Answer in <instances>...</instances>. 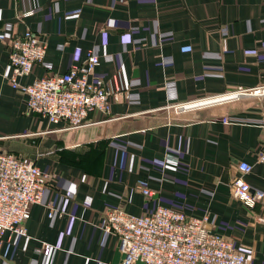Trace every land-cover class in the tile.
Masks as SVG:
<instances>
[{"label": "crops", "instance_id": "0c3cea01", "mask_svg": "<svg viewBox=\"0 0 264 264\" xmlns=\"http://www.w3.org/2000/svg\"><path fill=\"white\" fill-rule=\"evenodd\" d=\"M27 30L45 40L46 54L23 84L64 73L92 53L99 58L93 77L120 73L127 100L69 131L28 111L26 97L7 83V46ZM262 84L264 0H0V152L48 176L27 237L6 234L0 264H114L119 242L103 230L107 211L144 216L158 205L198 217L208 211L214 233L248 264H264L261 209L230 193L240 162L253 166L242 179L264 192V165L256 162L264 98L219 99L175 115L167 108ZM142 188L159 194L147 201Z\"/></svg>", "mask_w": 264, "mask_h": 264}, {"label": "built area", "instance_id": "2783aa9c", "mask_svg": "<svg viewBox=\"0 0 264 264\" xmlns=\"http://www.w3.org/2000/svg\"><path fill=\"white\" fill-rule=\"evenodd\" d=\"M34 12L26 11L23 16ZM7 47L11 70L7 83L26 97L28 111L46 119L58 131L88 125L93 112L108 116L113 103L128 98L120 73L108 80L93 77L99 58L92 53L80 65H73L64 73L46 75L31 84H23L21 80L30 76L33 67L43 61L46 42L40 35L27 30L12 38ZM231 93H235L234 97L222 102L243 96L264 97V85ZM191 102L167 108L189 111L192 108L185 110V107L192 105ZM222 122L228 121L223 119ZM258 128L262 140L256 162L264 165V111ZM174 159L167 157L169 161ZM237 169L240 176L230 183L231 196L249 209L259 206L261 215L256 221L264 223V192L252 191L242 179L251 173L253 166L240 162ZM47 182L48 176L32 161L0 152V248L6 234L27 237L25 224L31 206L41 202ZM141 193L147 201L159 194L148 188H142ZM53 215V211L48 214L49 217ZM62 216L58 213V217ZM103 230L118 239V252L124 255L118 264H248L241 249L212 231L208 211L198 217L158 205L147 215L134 216L119 208L109 209ZM50 250L49 245H44L40 253L47 256Z\"/></svg>", "mask_w": 264, "mask_h": 264}, {"label": "bare ground", "instance_id": "6f19581e", "mask_svg": "<svg viewBox=\"0 0 264 264\" xmlns=\"http://www.w3.org/2000/svg\"><path fill=\"white\" fill-rule=\"evenodd\" d=\"M235 93H231V94H226V95H222V96H213V97H207L205 99H197L193 102H191L192 105H189L187 107H185V110L189 109V108H196V109H200L203 106H208V105H212L215 104L219 99H228L231 97H234Z\"/></svg>", "mask_w": 264, "mask_h": 264}, {"label": "rangeland", "instance_id": "374dc122", "mask_svg": "<svg viewBox=\"0 0 264 264\" xmlns=\"http://www.w3.org/2000/svg\"><path fill=\"white\" fill-rule=\"evenodd\" d=\"M262 85H264V84H262ZM258 86V85H257ZM254 88V87H253ZM238 89H242L241 87H239ZM238 89H236V90H233V91H231V92H234V91H237ZM252 89V88H251ZM243 90H248V89H243ZM231 92H228V93H231ZM214 96V95H213ZM206 97H210V96H206ZM206 97H202V98H206ZM251 97H253V98H264V97H254V96H251ZM202 98H198V99H202ZM239 99H241V98H239ZM239 99H236V100H231V101H238ZM194 100H197V99H194ZM194 100H190V101H194ZM231 101H227V102H231ZM188 102V101H187ZM222 103H224V102H222ZM222 103H220V104H222ZM215 105H218V104H215ZM215 105H209V106H203V107H201L200 109H206V108H209V107H212V106H215ZM199 108L198 109H192V110H189V111H197V110H200ZM171 110V113H173V115H175V114H180V113H185V112H188V111H179V110H175L174 108H171L170 109Z\"/></svg>", "mask_w": 264, "mask_h": 264}, {"label": "water", "instance_id": "95a60500", "mask_svg": "<svg viewBox=\"0 0 264 264\" xmlns=\"http://www.w3.org/2000/svg\"><path fill=\"white\" fill-rule=\"evenodd\" d=\"M123 258H124V255L118 253V256L114 260V264H118Z\"/></svg>", "mask_w": 264, "mask_h": 264}]
</instances>
